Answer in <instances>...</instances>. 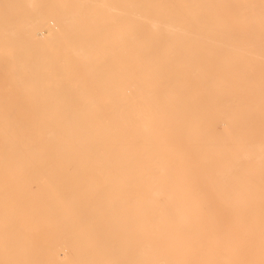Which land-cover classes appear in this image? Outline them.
Instances as JSON below:
<instances>
[{"label":"bare ground","instance_id":"bare-ground-1","mask_svg":"<svg viewBox=\"0 0 264 264\" xmlns=\"http://www.w3.org/2000/svg\"><path fill=\"white\" fill-rule=\"evenodd\" d=\"M77 8L61 57L15 58L22 90L12 114L0 105L15 192L0 195V235L26 239L0 264L22 250L32 264L34 216L65 222L76 259L58 247L56 264H264V0Z\"/></svg>","mask_w":264,"mask_h":264},{"label":"rangeland","instance_id":"rangeland-1","mask_svg":"<svg viewBox=\"0 0 264 264\" xmlns=\"http://www.w3.org/2000/svg\"><path fill=\"white\" fill-rule=\"evenodd\" d=\"M78 3L79 0L0 1V105L3 106L5 104L7 115L12 114L11 112L13 111L15 103L16 91L22 90L19 88H15L14 86L16 80L14 78V76L16 75L15 58L26 61H35L37 59H40L44 62H47L48 60L53 61L52 59L60 58L62 52V43L69 42L67 40H64L63 38L66 35V32L63 33V26L66 25L64 24L63 20L69 12H76L77 10H79L77 8ZM35 18L37 20L40 19L39 22H42L37 27H41L43 32H45L47 35L45 34L44 37L41 36L31 40L28 38V34L31 28L34 27V23L32 22L36 21ZM54 24H56V26L58 27L57 29ZM58 24L60 25V29ZM72 25L73 24H71V26ZM52 27H55L54 31H52ZM50 30L52 31L51 37L48 36ZM71 34L77 35L78 32L71 31ZM74 42H76V40H74ZM22 43L23 45L26 44L29 47L23 46ZM18 45H20L21 47H19ZM22 67L23 71L26 74L29 75L32 72L28 62L23 63ZM48 73V71H44V74ZM2 116H4V114L0 113V118H2ZM1 120L2 119H0V121ZM7 123L11 124L12 121H7ZM12 165L13 160H10V169L4 172L0 170V195H7L6 197L8 198H4L8 199L10 203L13 200L12 197H14L15 195L13 188H11L14 183ZM4 198L0 196V199ZM5 199L0 200V202L3 203L2 201H5ZM7 217H5L4 219H6ZM29 220L30 221H28V229L25 228L27 224L26 221H24V223L22 224V228L28 230V233L36 238V240L34 239L32 241L31 248L29 249H35V253L31 260L32 264H56L54 263V257L51 256V254L55 251V249H58V247H63L59 252L63 257V260L66 259V262L75 261L76 253L70 247L66 245L62 246L63 242L61 233L63 230H65V226L63 225L65 222L56 219V224H54L51 228V223L45 220L36 219V216L30 218ZM86 223L88 224V222ZM51 230L53 231V235L49 238L48 232H51ZM103 230L104 226H100L97 230L98 234L101 235ZM10 241H17L21 244L23 243L24 245H26V239L24 238V236L21 237L20 235H17V237H10L0 235V256L4 253L3 250L6 247V243L8 245V242ZM15 251L17 250L15 249ZM70 256L74 257H72V259L68 258ZM21 257H25V250L19 251V253L14 255V258L12 259H15L14 261L16 262V259H19ZM22 258L19 260L20 264H26L24 262V259ZM12 259L6 261V263L8 262L10 264V261L12 263ZM67 259H70L71 261ZM3 261L4 259L0 260V262Z\"/></svg>","mask_w":264,"mask_h":264}]
</instances>
